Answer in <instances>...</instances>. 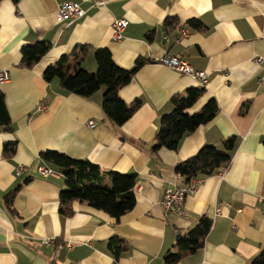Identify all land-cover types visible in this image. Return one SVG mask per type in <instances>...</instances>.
<instances>
[{
  "label": "crops",
  "instance_id": "0c3cea01",
  "mask_svg": "<svg viewBox=\"0 0 264 264\" xmlns=\"http://www.w3.org/2000/svg\"><path fill=\"white\" fill-rule=\"evenodd\" d=\"M99 2L0 0V71L9 76L0 91L13 127L12 133L0 128V264H167L177 238L203 217L211 221L203 247L176 264H249L264 246V0ZM63 3L78 4L84 16L71 24L59 21L56 11ZM169 18L176 20L172 29L164 26ZM116 19L127 21L118 41L112 39ZM191 20L202 27L191 29ZM184 30L189 33L179 38ZM37 41L49 43L50 50L32 69L20 67L22 46ZM77 45L91 48L82 64L88 72L96 70L97 48L109 49L124 70L144 61L118 92L127 105L140 101L120 127L103 114L102 89L80 98L57 80H43L45 69ZM168 55L208 75L188 113L211 99L218 113L185 135L176 150L154 152L171 98L200 88L160 63ZM40 105L45 111H38ZM91 121L95 125L89 127ZM230 137L235 145L228 166L201 178L184 200L186 216L165 214L164 191L187 186L175 166L204 146L222 149ZM10 142L16 150L6 159L2 149ZM46 150L90 161L105 186L111 185L109 172L134 173L135 205L118 220L78 201L61 206L64 179L39 157ZM41 166L54 174L41 176ZM18 186L8 208L5 196Z\"/></svg>",
  "mask_w": 264,
  "mask_h": 264
},
{
  "label": "trees",
  "instance_id": "16d2710c",
  "mask_svg": "<svg viewBox=\"0 0 264 264\" xmlns=\"http://www.w3.org/2000/svg\"><path fill=\"white\" fill-rule=\"evenodd\" d=\"M188 25L193 30L202 27L198 20H191ZM164 26L172 29L176 26V20L166 19ZM151 35L152 32H149L147 38L150 39ZM50 48V44L44 41L23 45L20 50V67L32 69ZM90 50L91 48L86 45L75 46L69 54L60 56L56 63L45 69L42 75L43 80L45 82L57 80L63 90L80 98H89L102 89L101 109L103 114L113 125L120 127L139 108L140 101L135 100L132 104L127 105L119 98L118 92L130 82L144 61L138 59L131 69L124 70L114 63L109 49L97 48L93 54L96 70L88 72L82 64ZM203 93V88H189L184 95H176L171 98L172 111L160 118L155 143L152 146L154 152L160 148L176 150L185 135L193 132L199 126L208 124L216 117L218 107L213 99L209 100L200 111L193 114L188 113V110ZM0 128L6 133L13 132L5 107L4 95L1 91ZM234 145L235 138L230 137L223 143L222 149L204 146L196 155L177 164L174 172L183 178L185 184H188L192 179L211 176L228 166ZM15 150L16 142L5 143L2 156L10 159ZM39 157L47 164L56 167L63 176L65 187L59 194L61 206L78 201L118 220L135 205V196L132 191L136 178L134 173L109 172L111 185L105 186L102 184L103 173L88 160H74L63 153L50 150L41 152ZM19 189L20 186L5 196L8 208L12 206L14 196ZM210 228L211 221L205 217L201 218L193 229L177 238L175 251L166 255L165 262L176 264L183 256L201 249ZM249 264H264V246Z\"/></svg>",
  "mask_w": 264,
  "mask_h": 264
},
{
  "label": "built area",
  "instance_id": "2783aa9c",
  "mask_svg": "<svg viewBox=\"0 0 264 264\" xmlns=\"http://www.w3.org/2000/svg\"><path fill=\"white\" fill-rule=\"evenodd\" d=\"M95 4L99 5V0H94ZM57 18L61 22H65L67 24H71L74 20L80 19L84 16L85 11L76 3H63L60 4L57 8ZM127 27V21L124 19H116L112 23V39L113 40H121L123 37V32ZM189 33V31L184 30L181 31L179 34V38H182ZM162 65H165L169 69L191 77L197 84L198 87L204 88L208 83V75L204 71H197L194 70L185 60L172 57V56H165L160 60ZM9 80L8 73L6 71H0V85L6 83ZM261 81V79L259 80ZM264 82V78L262 79ZM261 81V82H262ZM38 111H45L43 105L37 107ZM95 123L93 121L88 123L89 127L94 126ZM23 171V167H18L17 174H20ZM38 174L43 177H48L53 175V170L49 167H38L37 168ZM202 182V179L196 178L192 179L187 186L184 188H179L173 186L171 188H167L164 191L161 206L164 210L165 214H175L180 217H185L184 212V200L186 196L193 192L197 185ZM215 213H219V209L215 210ZM70 247V245H68Z\"/></svg>",
  "mask_w": 264,
  "mask_h": 264
}]
</instances>
